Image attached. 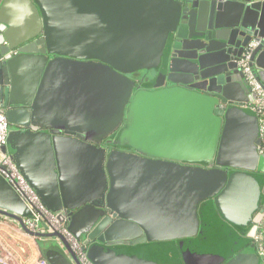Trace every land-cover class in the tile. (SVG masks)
<instances>
[{
  "label": "water",
  "instance_id": "95a60500",
  "mask_svg": "<svg viewBox=\"0 0 264 264\" xmlns=\"http://www.w3.org/2000/svg\"><path fill=\"white\" fill-rule=\"evenodd\" d=\"M18 2L0 5V59L38 36L18 59H59L42 67L25 121L7 116L3 151L90 262L182 264L183 239L247 238L264 218V154L238 62L250 48L264 88V0H34L36 31L2 19ZM140 71L162 77L131 98ZM115 132L135 152L100 145ZM0 216L45 243L48 264H73L58 233L28 229L31 211L1 176ZM222 264L261 260L252 243Z\"/></svg>",
  "mask_w": 264,
  "mask_h": 264
},
{
  "label": "flooded vegetation",
  "instance_id": "af4514ba",
  "mask_svg": "<svg viewBox=\"0 0 264 264\" xmlns=\"http://www.w3.org/2000/svg\"><path fill=\"white\" fill-rule=\"evenodd\" d=\"M30 1L34 8L29 7V5L25 3V0H19L10 12H6L2 15V19L7 22L8 26L10 25L14 29H17L18 27H25L27 25L29 29L33 31L38 30L42 26L40 8L35 4L34 0ZM21 12H28V22H26V18ZM8 29V27L4 28V26H0V37ZM172 36L173 35H170L169 41ZM39 37L40 36L31 39L24 45L10 48L0 59V111L6 118L10 115L19 119V121H25L24 117L31 112L39 88L42 67H47L56 59H59L58 56L54 55L43 57L38 54L30 55L26 57V59H18L19 50L24 46L28 45V49L31 51L33 49H40L37 42ZM8 61L10 62V65H8ZM157 73V71H140L128 75L127 77L136 83V88L131 95V98L135 91L139 89L152 90V86L149 85L153 83L154 80L149 83L150 80H148V78L152 77L155 79ZM123 124L124 122H122L120 128ZM117 132L109 135L100 145L108 151L122 150L112 144ZM122 151L135 152L130 149ZM210 167H214V165H211Z\"/></svg>",
  "mask_w": 264,
  "mask_h": 264
},
{
  "label": "built area",
  "instance_id": "2783aa9c",
  "mask_svg": "<svg viewBox=\"0 0 264 264\" xmlns=\"http://www.w3.org/2000/svg\"><path fill=\"white\" fill-rule=\"evenodd\" d=\"M1 2L2 0H0V5ZM250 56L251 49L248 48L242 54L238 65L251 89V92L255 96V99L251 103L245 104L244 107L253 111L257 117L260 141L258 151L264 154V88L255 77L251 66ZM8 133L9 124L7 118L0 111V176L31 211L33 220H27L24 224H26L28 229L32 232L38 231V223L43 224L46 227L47 232L58 233L63 238L65 244L68 246V251L72 254H68V258L73 264H92L87 258V254L82 243L75 239V237L68 231L65 223H60L56 216L51 214L42 205L38 196L27 184L12 162L8 152L3 151V148L6 145ZM247 238L252 241L256 248L258 257L264 262V218L262 222L256 225V228L253 231L249 232ZM0 264H12V262L0 252ZM34 264H48V262L44 258H39L34 262Z\"/></svg>",
  "mask_w": 264,
  "mask_h": 264
},
{
  "label": "trees",
  "instance_id": "16d2710c",
  "mask_svg": "<svg viewBox=\"0 0 264 264\" xmlns=\"http://www.w3.org/2000/svg\"><path fill=\"white\" fill-rule=\"evenodd\" d=\"M158 77L149 86L160 82L157 80L162 75L160 74ZM246 230L247 228H238L236 232L239 236L238 239H232L230 242L228 240L194 242L193 238L183 239L182 241L186 242L182 247H178L182 264H222L252 244L250 239L245 238ZM261 264L264 262L261 261Z\"/></svg>",
  "mask_w": 264,
  "mask_h": 264
},
{
  "label": "crops",
  "instance_id": "0c3cea01",
  "mask_svg": "<svg viewBox=\"0 0 264 264\" xmlns=\"http://www.w3.org/2000/svg\"><path fill=\"white\" fill-rule=\"evenodd\" d=\"M38 244L45 245L29 236L18 222L0 216V252L12 264H34L37 259L43 258Z\"/></svg>",
  "mask_w": 264,
  "mask_h": 264
},
{
  "label": "rangeland",
  "instance_id": "374dc122",
  "mask_svg": "<svg viewBox=\"0 0 264 264\" xmlns=\"http://www.w3.org/2000/svg\"><path fill=\"white\" fill-rule=\"evenodd\" d=\"M147 72V71H146ZM30 236V235H29Z\"/></svg>",
  "mask_w": 264,
  "mask_h": 264
}]
</instances>
